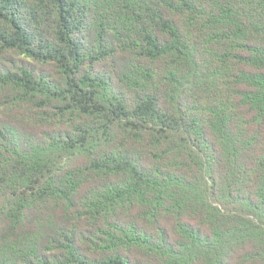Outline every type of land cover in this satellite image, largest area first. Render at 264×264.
<instances>
[{
    "label": "trees",
    "instance_id": "1",
    "mask_svg": "<svg viewBox=\"0 0 264 264\" xmlns=\"http://www.w3.org/2000/svg\"><path fill=\"white\" fill-rule=\"evenodd\" d=\"M0 264H264V0H0Z\"/></svg>",
    "mask_w": 264,
    "mask_h": 264
}]
</instances>
